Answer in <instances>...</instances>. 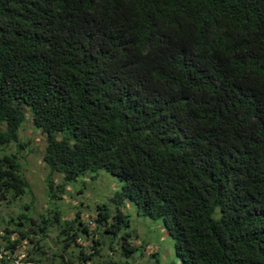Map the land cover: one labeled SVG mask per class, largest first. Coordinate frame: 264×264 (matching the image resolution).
<instances>
[{
  "label": "trees",
  "instance_id": "obj_1",
  "mask_svg": "<svg viewBox=\"0 0 264 264\" xmlns=\"http://www.w3.org/2000/svg\"><path fill=\"white\" fill-rule=\"evenodd\" d=\"M26 118L45 138L50 198L55 173L123 182L94 221L125 257L131 203L182 264H264V0H0L2 149ZM30 192L0 156V204ZM4 222L0 264L25 240L19 264H75L67 252L90 235L56 206L33 233L29 213ZM92 241L83 262L100 256Z\"/></svg>",
  "mask_w": 264,
  "mask_h": 264
},
{
  "label": "rangeland",
  "instance_id": "obj_2",
  "mask_svg": "<svg viewBox=\"0 0 264 264\" xmlns=\"http://www.w3.org/2000/svg\"><path fill=\"white\" fill-rule=\"evenodd\" d=\"M28 118V117H27ZM19 130L18 143H13L6 148L0 147V156L3 154H14L20 164V170L30 186V194L24 195L22 199L0 204V228L6 227L4 220L9 217L17 218L19 212L29 213L34 223L29 229H35V224L40 216H46L55 206L63 214V220L68 221L79 213L82 222L88 228L89 236L80 234V241L73 245L67 252L72 256L75 264H182L175 256L174 241L164 228L161 220H151L141 216L137 208L126 203L122 212L128 216L129 232L127 241L138 249L135 253L125 257L122 255L125 242L121 238L113 239L111 235L103 233V229L94 221L97 215V206L105 205L110 211H115L112 204L113 196L120 191L123 182L111 176L105 170L97 173H86L75 181L67 182L60 174H52L55 197L50 198L47 188L49 180V169L42 160L45 147V138L40 130L36 129L31 119H27ZM33 199V203L31 200ZM20 222V221H19ZM58 230L50 228L46 240L50 244L56 241ZM16 235L13 236L15 238ZM97 240L100 256L92 261L83 262L79 256V247L86 254L90 252L93 241ZM0 244L2 240L0 239ZM32 244L25 240L22 247L17 250V264L23 260L27 249ZM57 264V262L55 263Z\"/></svg>",
  "mask_w": 264,
  "mask_h": 264
}]
</instances>
